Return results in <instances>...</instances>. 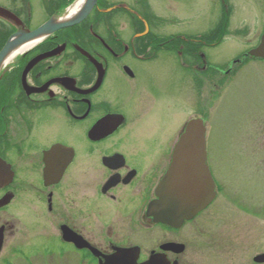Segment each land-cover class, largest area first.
Segmentation results:
<instances>
[{"label": "flooded vegetation", "instance_id": "flooded-vegetation-1", "mask_svg": "<svg viewBox=\"0 0 264 264\" xmlns=\"http://www.w3.org/2000/svg\"><path fill=\"white\" fill-rule=\"evenodd\" d=\"M25 1L26 18L6 3L0 6L32 30L43 22L31 27V2ZM175 1L97 0L85 20L1 66V264L21 256L32 264L44 256L49 229L60 241V259L76 253L82 263L103 264L105 256L133 249L132 259L140 251L138 263L159 253L171 264H187L188 244L175 234L216 199L180 228L148 214L188 123L177 140L165 132L166 124L153 128L151 120L171 114L174 103L158 92V78L169 80L176 64L202 72L203 51L223 42L209 36L222 33L218 27L230 8L222 0L216 30L201 33L189 29L187 7L182 13ZM16 31L0 17V51ZM65 229L100 257L66 240ZM167 243L185 249L165 250ZM262 254L249 264H264L255 259Z\"/></svg>", "mask_w": 264, "mask_h": 264}, {"label": "rangeland", "instance_id": "rangeland-1", "mask_svg": "<svg viewBox=\"0 0 264 264\" xmlns=\"http://www.w3.org/2000/svg\"><path fill=\"white\" fill-rule=\"evenodd\" d=\"M30 2L34 27L46 20L51 6L48 0ZM4 3L20 10L23 18L29 16L25 0H0ZM175 4L181 11L187 7L189 29L201 33L212 31L224 10L222 0ZM226 4L231 15L223 42L203 51L202 72L176 64L169 80L160 75L158 92L162 97L170 94L174 103L171 114L160 113L151 120L153 128L166 124L165 132L169 129L175 140L193 117L202 118L207 126L208 163L221 191L195 222L175 234L188 244L187 264H249L250 258L264 252V59L244 57L264 32V0H226ZM55 234L48 230L47 252L33 258L32 264H86L76 253L60 259ZM6 253L2 258H8ZM13 260L7 262H31L22 256Z\"/></svg>", "mask_w": 264, "mask_h": 264}, {"label": "water", "instance_id": "water-1", "mask_svg": "<svg viewBox=\"0 0 264 264\" xmlns=\"http://www.w3.org/2000/svg\"><path fill=\"white\" fill-rule=\"evenodd\" d=\"M74 4L78 5L75 6L76 10L69 7L32 30L27 28L15 13L0 6V17L17 26V31L10 36L0 51V68L14 55L40 43L61 29L85 20L97 4V0H80ZM26 45L29 46L22 50ZM55 52L52 51L42 57ZM248 55L264 59V33L259 45L252 48ZM42 57H38L35 61ZM206 134L207 127L202 118H193L187 123L185 131L176 144L173 162L158 187V198L149 205L148 214L154 217V221L180 228L186 221L193 219L207 208L216 198V183L208 165ZM64 237L74 242L79 248L89 247L95 255L100 257L101 253L84 241H79L69 229H65ZM2 242L3 235L0 234V250ZM162 248L180 253L185 246L179 243H167ZM131 250L133 249H120L117 253L105 256L104 263L102 259L100 261L103 264H171L165 254L159 253H155L143 263H138L140 251L137 250L136 258L132 259ZM255 259L257 262H264V254ZM173 264H177V261Z\"/></svg>", "mask_w": 264, "mask_h": 264}, {"label": "trees", "instance_id": "trees-1", "mask_svg": "<svg viewBox=\"0 0 264 264\" xmlns=\"http://www.w3.org/2000/svg\"><path fill=\"white\" fill-rule=\"evenodd\" d=\"M49 5L51 7H49V15L52 16L54 14L57 13H62L64 12L70 5H72L75 0H48ZM228 15H226V17L223 20V23L221 25V34L216 35L215 33L212 34V36H209V38L214 39V38H218L219 41H222L224 39V37L226 36V34H228V25H229V17H227Z\"/></svg>", "mask_w": 264, "mask_h": 264}, {"label": "bare ground", "instance_id": "bare-ground-1", "mask_svg": "<svg viewBox=\"0 0 264 264\" xmlns=\"http://www.w3.org/2000/svg\"><path fill=\"white\" fill-rule=\"evenodd\" d=\"M80 4V3H79ZM78 6V5H77ZM76 6V7H77ZM75 7V9L74 10H76L77 8ZM74 12V11H73ZM29 45H26L22 50H24L25 48H27Z\"/></svg>", "mask_w": 264, "mask_h": 264}]
</instances>
